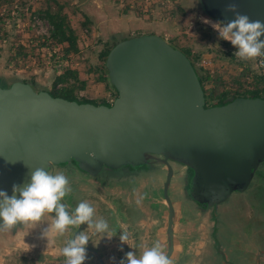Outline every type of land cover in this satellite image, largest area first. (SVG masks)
I'll use <instances>...</instances> for the list:
<instances>
[{"label": "rangeland", "instance_id": "374dc122", "mask_svg": "<svg viewBox=\"0 0 264 264\" xmlns=\"http://www.w3.org/2000/svg\"><path fill=\"white\" fill-rule=\"evenodd\" d=\"M44 10L66 15L76 35L74 45L50 36L51 25ZM204 17L219 21L204 13L199 0H0V86L19 80L35 90L52 93L71 88L77 100L110 103L117 92L108 80L105 50L121 39L155 33L186 53L200 79L207 105L231 95H263L264 57L240 59L234 55L235 46L219 38ZM58 76L61 80L52 85ZM170 164L173 176L167 192L175 210L171 262L205 264L211 220L207 224L205 211L182 195L189 169L176 162ZM166 170L165 164L154 161L150 169L138 172L124 167L91 176L73 164L49 171H64L67 175L71 191L63 201L70 209L85 200L94 207L96 218L108 221L106 233H95L86 224H82V230L90 235L88 245L105 264H119L126 252L139 255L155 241L166 252L168 211L162 190ZM247 202L257 205L263 231L261 191L232 193L225 202L228 210L223 218L248 227L244 221ZM238 204L240 213L236 218L232 212ZM51 219L52 214L45 213L35 227L17 224L10 230L0 229V264H65L61 249L77 226H69L62 235L51 233L48 243L41 233ZM121 232L127 233V242L119 239ZM87 257L82 264H100L88 251Z\"/></svg>", "mask_w": 264, "mask_h": 264}, {"label": "water", "instance_id": "95a60500", "mask_svg": "<svg viewBox=\"0 0 264 264\" xmlns=\"http://www.w3.org/2000/svg\"><path fill=\"white\" fill-rule=\"evenodd\" d=\"M199 1L213 19L234 18L227 7L232 0ZM235 2L250 19L264 21V0ZM105 68L117 92L109 104L53 96L19 80L0 86V189L11 195L13 184L28 183L37 167L73 164L96 176L161 162L167 168L162 190L170 257V161L189 169L184 192L205 209L245 191L264 161V97L231 95L207 105L187 55L155 33L116 42Z\"/></svg>", "mask_w": 264, "mask_h": 264}, {"label": "clouds", "instance_id": "9594fccd", "mask_svg": "<svg viewBox=\"0 0 264 264\" xmlns=\"http://www.w3.org/2000/svg\"><path fill=\"white\" fill-rule=\"evenodd\" d=\"M234 18L225 21H210L204 17L205 23H211L217 30L219 38L229 40L235 46L234 55L242 60L264 57V21L252 20L249 15L238 11V3L232 0L228 4ZM71 191L69 179L64 171H49L48 167H37L31 171L30 180L24 185L13 184L12 194L0 189V229H12L17 224L32 225L42 220L45 213L52 214V219L41 235L51 240V233L62 235L69 226L86 224L95 233H106L109 224L103 217H95L94 207L81 200L70 209L63 201ZM18 193V195H17ZM107 236V235H105ZM90 235L77 231L68 238L61 249L65 264H82L87 257V247ZM119 239L127 242L128 235L121 232ZM163 246L155 241L146 247L139 255L128 251L119 260V264H172L169 256L162 250ZM114 259V258H112Z\"/></svg>", "mask_w": 264, "mask_h": 264}, {"label": "crops", "instance_id": "0c3cea01", "mask_svg": "<svg viewBox=\"0 0 264 264\" xmlns=\"http://www.w3.org/2000/svg\"><path fill=\"white\" fill-rule=\"evenodd\" d=\"M245 206L244 221L249 223L248 227L247 224H238L230 218L224 219L226 209L228 210L225 202L205 210L207 224L211 220L209 224L211 240L208 246L205 244V264H264V230L260 231L259 224L261 216L255 203L247 202ZM233 211L232 216L238 218L240 204ZM206 237L207 235L205 241ZM182 258H186V255Z\"/></svg>", "mask_w": 264, "mask_h": 264}, {"label": "trees", "instance_id": "16d2710c", "mask_svg": "<svg viewBox=\"0 0 264 264\" xmlns=\"http://www.w3.org/2000/svg\"><path fill=\"white\" fill-rule=\"evenodd\" d=\"M43 15L51 25L50 36L52 38H54L56 41H59V42H67L71 46L75 44L76 35H75L72 27L67 22L65 14H61L59 11L51 12L49 10H44ZM108 51L109 50H105V52L103 54L104 57H106ZM58 80H61L59 78V76L57 78L55 77L53 79L52 85H56L58 83ZM81 83H84V81L81 80ZM71 91H72V89L69 88L68 90H63L62 92H57V93L49 92V93L53 96H61L63 98L69 99V100H77L76 97H74L71 94ZM241 96H243V95H241ZM251 96H262V97H264V94L262 95V94H257L254 92L253 94H251ZM77 101L96 103L94 100H90V99H83V100H77ZM103 103L109 104V102H106V101H104ZM221 103H222V100L219 101L217 104H221Z\"/></svg>", "mask_w": 264, "mask_h": 264}, {"label": "flooded vegetation", "instance_id": "af4514ba", "mask_svg": "<svg viewBox=\"0 0 264 264\" xmlns=\"http://www.w3.org/2000/svg\"><path fill=\"white\" fill-rule=\"evenodd\" d=\"M122 168H124V167H121V168H119V169H122ZM118 170V169H117ZM132 171H142V170H144V169H141V170H133V169H131ZM145 170H148V169H145ZM107 171H115V170H107ZM187 177V176H186ZM185 185H186V180H185ZM185 187V186H184ZM184 187H183V191H184ZM247 189H252V191H254V194H255V192H263L264 193V161L263 162H261L260 164H259V166L257 167V169L255 170V173H254V176H253V178H252V181H251V183H250V185H249V187L247 188ZM184 197H186V198H188L187 197V195L185 194V192H184V194H182ZM229 199V198H228ZM227 199V200H228ZM188 200H191V199H189L188 198ZM226 200V201H227ZM192 201V200H191ZM226 201H224V202H226ZM65 202V201H64ZM193 202V204L199 209V210H201V211H205L206 209L204 208V207H201L199 204H197L196 202H194V201H192ZM223 202V203H224ZM221 204V203H220ZM217 206V205H216ZM212 207H214V206H212ZM80 230H82V224L80 225V226H77L76 227V229L74 230V232H73V234H72V236L77 232V231H80ZM86 247H87V251L88 252H90V253H92V254H94L95 255V257H96V259H97V261L100 263V264H105V261L99 256V254H98V252L95 250V249H93V248H91V246H89L88 244L86 245Z\"/></svg>", "mask_w": 264, "mask_h": 264}]
</instances>
